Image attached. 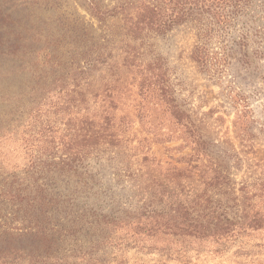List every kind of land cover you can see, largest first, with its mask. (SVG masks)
Listing matches in <instances>:
<instances>
[{"label": "trees", "instance_id": "1", "mask_svg": "<svg viewBox=\"0 0 264 264\" xmlns=\"http://www.w3.org/2000/svg\"><path fill=\"white\" fill-rule=\"evenodd\" d=\"M250 4L72 0L74 11L82 8L89 21L81 26L79 19L60 21L43 61L30 51L40 39L23 37L24 28L0 6V57L25 78L12 113L11 97L0 91V264H99L107 248L177 255L207 248L215 254L255 236L263 237L255 246L264 248V169L234 179L201 122L178 101L166 64L150 43L191 24L197 37L191 60L213 79L236 54L229 44L243 59L251 46V55L264 59V27L242 35L236 30ZM233 33L239 34L237 41L231 40ZM216 43L220 52L212 50ZM49 76L56 86L47 92L58 91L57 110L74 120L56 141L38 139L41 106L32 98ZM231 104L236 136L253 150L262 141L257 130L262 115L256 119L245 96L233 97ZM25 105L24 123L19 118ZM178 142L165 150L179 157L163 169L151 149ZM127 150L133 151L134 163L119 154ZM15 151L23 154L11 159ZM117 157L124 160L113 168L124 177L134 178L133 167L149 172L143 173L144 190L162 208L153 202L133 209L119 205L97 169L102 163L112 166ZM193 180L197 186L185 192L182 182Z\"/></svg>", "mask_w": 264, "mask_h": 264}, {"label": "rangeland", "instance_id": "2", "mask_svg": "<svg viewBox=\"0 0 264 264\" xmlns=\"http://www.w3.org/2000/svg\"><path fill=\"white\" fill-rule=\"evenodd\" d=\"M70 4L72 5V0H0V6H5L4 11L12 12L13 20H16L20 27L24 28L23 37L40 39V43L30 51L33 52V59L37 54L38 56L41 54V61L44 60V52L52 49L50 43L58 36L60 21L73 24L75 19H79V26L82 23L85 25L89 21V16L82 8L77 7V10L74 11ZM0 17L3 18L1 13ZM263 21L264 0H251L250 8L236 23V30H243L240 35L246 31L249 33L253 28L264 27ZM92 22L94 28H97L96 22ZM97 34L100 33L97 32ZM238 36L239 34L233 33L231 40ZM196 39L194 27L191 24H183L173 28L165 36L155 38L150 43L152 49L156 54L161 55L166 64L178 101L186 110L193 113L194 118L201 122L199 125L203 129L204 136L215 146L213 150L226 161L229 172L237 182H240L250 177L254 170L257 169L260 172L264 169V143L262 142L264 140V59L251 55L252 46L249 48V56L243 59V56L238 54L235 45L229 44L228 47H231L236 54L223 68L219 69L212 79L191 60L190 54L197 42ZM219 47V43H216L212 50L220 52ZM23 82H25V78L10 67L9 61L0 57V91L8 93L7 95L11 97V101L8 103L9 113H12L17 107V102L13 97L25 89ZM30 85L34 86L33 82ZM55 86L54 76H49L45 86L38 85L39 92L32 97L37 99L39 107L41 106L38 107L37 113L39 127L41 125L38 139L56 141L64 135L67 125L74 123L72 116L57 110L58 91L56 90V93L54 91L47 92L49 89H54ZM235 96L247 98L256 119H258V115H262L257 129L262 141L252 148L253 150L243 146L236 136L234 125L236 111L231 104ZM43 97H49V99L43 103L44 105H40ZM25 113L26 105L19 118L24 123L28 119L27 116H24ZM11 119L17 120L15 117ZM42 127L46 129H42ZM133 132L137 139L141 138L138 127L134 128ZM13 137V139H18V137ZM8 145L10 148L13 147L11 144ZM178 145H180L179 142L151 149L163 169L167 168L169 163L173 165L172 159L179 157L177 152H167L165 149L175 148ZM122 153H126L128 157L133 156L132 150L120 151L119 154ZM183 153H187V151ZM21 154L23 153L15 151L10 152L8 156L13 159L20 157ZM4 155L6 156V153ZM115 160L112 162V166H105V163H102L101 166H97V169H99L101 180L111 184L115 195L113 198L119 202V205L133 209L142 204L153 202L151 205L158 209L162 208L163 204H160L158 199L153 200L144 190L147 177L143 173L148 174L149 172L146 169H141L138 173L133 167L130 171L134 173V178L131 179L127 174L124 177L113 168L120 166L117 161L124 160V158L117 157ZM134 161L135 158L132 157L130 162L134 163ZM140 174L142 177H139ZM116 182H118L117 185ZM182 183L185 184V192L197 186L195 180ZM262 238L255 236L250 241L245 240L242 245L239 243L228 244L226 250L215 254L207 252V248L203 251L192 250L186 255L137 248L124 251L107 248L104 253L99 254L98 260L101 261L99 264H264V248L255 246L256 243L262 241Z\"/></svg>", "mask_w": 264, "mask_h": 264}]
</instances>
